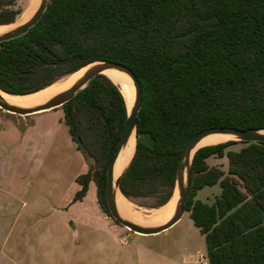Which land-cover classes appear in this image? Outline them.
<instances>
[{
	"label": "trees",
	"instance_id": "16d2710c",
	"mask_svg": "<svg viewBox=\"0 0 264 264\" xmlns=\"http://www.w3.org/2000/svg\"><path fill=\"white\" fill-rule=\"evenodd\" d=\"M17 1L0 0V25L20 18ZM97 60L127 66L142 86L136 151L119 180L130 202H169L181 154L198 132L264 128V0H48L35 26L0 43V89L34 94ZM60 108L77 150L95 160L76 179L74 199L93 182L111 218L106 169L123 134L125 100L98 75ZM210 157L225 158L226 170L209 166ZM216 185L217 196L196 199ZM185 212L204 237L207 264H264V142L197 150Z\"/></svg>",
	"mask_w": 264,
	"mask_h": 264
},
{
	"label": "crops",
	"instance_id": "0c3cea01",
	"mask_svg": "<svg viewBox=\"0 0 264 264\" xmlns=\"http://www.w3.org/2000/svg\"><path fill=\"white\" fill-rule=\"evenodd\" d=\"M2 114L0 122L8 119ZM39 118L31 122L29 129V137L36 143L32 144L31 154L11 149L12 145L17 148L20 141L12 129L3 136L0 133V144L8 150L3 157L0 155V264H197L194 255L173 257L163 244L150 245L146 241L149 236L134 234L117 225L102 212L93 182L87 189L91 190V197L75 200L81 189L76 179L88 172V164L68 134L63 111L53 120L54 128L44 131H40L42 126L50 124ZM46 135L51 141L49 147L58 135L64 138L75 152L80 170L69 169L68 173L49 170L52 176L38 177L44 167L33 166L30 160L40 150ZM9 174L13 181L9 180ZM56 174L65 178L62 184ZM34 182L40 185L35 187Z\"/></svg>",
	"mask_w": 264,
	"mask_h": 264
},
{
	"label": "water",
	"instance_id": "95a60500",
	"mask_svg": "<svg viewBox=\"0 0 264 264\" xmlns=\"http://www.w3.org/2000/svg\"><path fill=\"white\" fill-rule=\"evenodd\" d=\"M47 3L48 0H38L37 7L34 13L25 22L0 33V43L13 40L15 38H18L26 34L41 19L47 7ZM14 23L15 22L10 24H2L0 26L12 25ZM81 70H83V72L80 75V77L72 81V83L69 86L57 92L48 100L40 104L31 105V106H20L16 104H11L8 101H6L2 97V95H0V110L12 115H17L22 117L30 116L42 112H47L62 107L65 103L73 99L83 89H85L96 76L98 75L105 76L103 74L104 71L113 70L126 75L130 79L132 86L134 88V97L133 99L129 100V105L125 101L127 115H126L123 134L114 155L112 156L111 160L107 165L106 204L108 211L111 215V218L120 226L124 227L125 229H127L128 231L134 234L142 235V236L157 235L174 226L182 218L183 214L185 213V204L187 202L190 192L193 157L196 151L202 148L198 146L204 138L210 135L221 134V135L230 136L232 139H230L229 141L247 142V143L264 142V128L254 129V130H241L232 127H213L198 132L190 139V141L185 146L176 169L173 194L170 198V200L174 198V204L170 218L165 223L160 225L148 226V225H141L134 223L120 215L116 204V197L117 194H121L119 190V180L122 177L123 173L125 172L126 168L128 167L129 163L131 162L132 158L134 157L136 151V145L138 141L137 118L143 102L141 83L130 68H128L123 64L107 61V60L93 61L87 64L86 66L82 67L81 69L69 74L66 77H70ZM0 92L8 94L2 91L1 89ZM8 95H12V94H8ZM12 96H26V95H12ZM133 135L135 136V147L133 154L130 160L128 161L127 165L123 169V171L120 173L118 177L115 178L114 176L115 164L119 159V157L121 156V154L126 150ZM85 157L88 165L91 166L95 165L94 158L90 157L87 154L85 155Z\"/></svg>",
	"mask_w": 264,
	"mask_h": 264
},
{
	"label": "rangeland",
	"instance_id": "374dc122",
	"mask_svg": "<svg viewBox=\"0 0 264 264\" xmlns=\"http://www.w3.org/2000/svg\"><path fill=\"white\" fill-rule=\"evenodd\" d=\"M30 2L31 0H18L16 3V7L21 8L24 11L27 9ZM61 112L62 109L59 107L55 110H51L50 112H46L45 114H42L41 116H39L40 118L36 117L39 119H44L48 122V125L50 124L49 127L42 126V129H40V131H42L43 129L54 128V126H52L53 120L55 119L57 114L58 113L60 114ZM0 113L1 114L5 113L2 115L8 117V119H3L0 122V133L2 134V136L5 134L4 133L5 131H9L11 129L13 130V132H15L14 136L16 137L18 135L20 136V138H18V141L19 140L20 141L18 142V144H16L17 148H15V145H12L11 149L18 151V153L24 151L29 153L30 149L32 148V144L34 146L36 145L35 142H32L33 138H31V136L29 137V129L31 127V122L34 121L36 118H34V116L32 115L24 116V117L12 115L2 110H0ZM17 121L20 122L18 123ZM40 131L36 133H39ZM13 132H10L11 135H13ZM36 136H34V138ZM139 139L145 143L150 142L149 139L144 136H141ZM1 142L2 141L0 139V143ZM50 143L51 141L49 140V137L46 135L44 140H42L40 143V150L36 152L35 155L32 156V159L30 160V163L33 166L44 167V169L42 170L41 174L38 177L44 178V177L52 176L51 173H49V170L53 173H64V172L68 173L69 169L70 172L80 170L79 169L80 166L78 165L77 162L78 158H76V154L72 150V148L71 147L69 148L66 145L64 138L59 137L58 135L56 142H54V144L49 147ZM240 147L241 145L238 144L233 147H230V149L238 150ZM32 151L33 149L31 150V152ZM5 152H8L7 148L5 146H1L0 144V155L2 157ZM226 163L227 161L225 158L218 159L216 157H210L207 160V164L209 166H217L224 171L227 168ZM22 165L24 166L23 163ZM88 170H89V166H88ZM56 176H59V174H56ZM9 180L13 181L11 174H9ZM4 181H8V178L5 179ZM58 181H60L58 182L59 184H62L65 181V178L59 176ZM38 184L40 185V183L34 182L35 187ZM49 184L51 183H48L46 185ZM45 188H47V186H45ZM90 191L89 190L87 191V193L84 196L85 198L91 197L92 193ZM219 193H220V188L218 185L213 187H205L202 190L198 191L196 195V199L200 201H205L207 198H209L211 200L214 196H217ZM153 202L154 200L152 199H142V200H138L137 202L134 201L131 203L133 204L134 209L138 212L140 217L142 216L141 217L142 219H148V217L151 216L152 211L158 209V208L157 209L151 208ZM146 241L150 245L152 244V245L162 246L163 244V246H165V249H167L173 257L186 253L188 255H194L195 261L196 258L197 260H199L200 256L203 257V260H206L207 251H206L204 237L203 235L200 234L199 230L193 225L188 212H185L182 218L174 226H172L171 228L160 234H157V236H149L148 238H146ZM198 262L199 261H197V264H203L202 262L201 263Z\"/></svg>",
	"mask_w": 264,
	"mask_h": 264
},
{
	"label": "bare ground",
	"instance_id": "6f19581e",
	"mask_svg": "<svg viewBox=\"0 0 264 264\" xmlns=\"http://www.w3.org/2000/svg\"><path fill=\"white\" fill-rule=\"evenodd\" d=\"M37 3L38 0H31L27 9L24 10L20 18L17 21H15L14 24L0 26V33L25 22L34 13L37 7ZM82 72L83 70L75 73L70 77H66L65 79L60 80L59 82L34 94H30L26 96H12L0 92V95H2V97L11 104H16L20 106H31V105L40 104L48 100L57 92L69 86L72 83V81L80 77ZM103 74L119 88L124 100L129 105V100L133 99L134 97V88L132 86L130 79L126 75L113 70L104 71ZM230 139L232 138L226 135H221V134L210 135L204 138L198 147L216 145L219 143H224L226 141H229ZM134 147H135V136L133 135L126 150L121 154V156L119 157V159L115 164L114 167L115 178L120 175V173L127 165L128 161L130 160L133 154ZM116 204L118 207V211L122 217L137 224L152 226V225L163 224L170 218L173 209L174 198L170 200V202L165 206L160 207L157 210H153L151 216H149L148 219H142L141 218L142 216L140 217L138 212L134 209L133 204L130 201H128L125 197H123L121 194H117Z\"/></svg>",
	"mask_w": 264,
	"mask_h": 264
},
{
	"label": "built area",
	"instance_id": "2783aa9c",
	"mask_svg": "<svg viewBox=\"0 0 264 264\" xmlns=\"http://www.w3.org/2000/svg\"><path fill=\"white\" fill-rule=\"evenodd\" d=\"M196 261H199V263H203V264H207V260H203V257H199V260H197V258H196Z\"/></svg>",
	"mask_w": 264,
	"mask_h": 264
}]
</instances>
